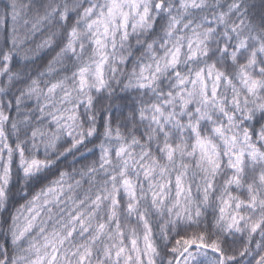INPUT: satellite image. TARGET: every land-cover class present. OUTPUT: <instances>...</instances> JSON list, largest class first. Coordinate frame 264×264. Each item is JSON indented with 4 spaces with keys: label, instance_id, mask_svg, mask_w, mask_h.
Here are the masks:
<instances>
[{
    "label": "snow or ice",
    "instance_id": "snow-or-ice-1",
    "mask_svg": "<svg viewBox=\"0 0 264 264\" xmlns=\"http://www.w3.org/2000/svg\"><path fill=\"white\" fill-rule=\"evenodd\" d=\"M0 264H264V0H0Z\"/></svg>",
    "mask_w": 264,
    "mask_h": 264
},
{
    "label": "trees",
    "instance_id": "trees-1",
    "mask_svg": "<svg viewBox=\"0 0 264 264\" xmlns=\"http://www.w3.org/2000/svg\"><path fill=\"white\" fill-rule=\"evenodd\" d=\"M255 2L258 4L259 0H255ZM36 42L39 43L40 42V37L37 36L36 38ZM52 53L51 52H47L45 54V52H40L37 53L36 57H35V64L31 65L30 67L32 68H42L44 64H46L47 60L51 58ZM56 177L53 176L52 179H55Z\"/></svg>",
    "mask_w": 264,
    "mask_h": 264
}]
</instances>
